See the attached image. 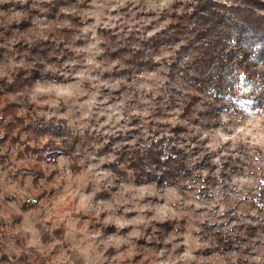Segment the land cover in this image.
I'll return each instance as SVG.
<instances>
[{
    "label": "rangeland",
    "instance_id": "1",
    "mask_svg": "<svg viewBox=\"0 0 264 264\" xmlns=\"http://www.w3.org/2000/svg\"><path fill=\"white\" fill-rule=\"evenodd\" d=\"M50 1L0 0V17L14 19L30 6L37 10L27 38L47 37L53 22L56 28L69 25L59 12H77L87 21L77 42L68 45L72 54L55 67L46 66L61 80L35 81L5 99L21 103V115L64 126L78 140L69 154L54 141L49 152L54 172L49 179L46 171L37 183L25 174L27 162L15 159L17 145L0 147V264H264V216L250 204L264 175V152L255 154V147L264 149V112L241 115L237 123L222 107L217 127L194 112L196 123L189 128L198 138L187 132L167 134L187 150L191 161L210 155L209 166L199 168V176L189 181L138 185L109 167L116 147H143L145 124L163 117L177 120L176 109H164L170 93L181 101L189 79L180 71H174V79L167 75L182 40L159 45L151 52L152 68H132L128 81L114 74L116 62H110L105 46L126 39L136 44L162 34L174 2L195 0H66L54 19L47 15ZM148 52L143 49L144 58ZM190 52H181L178 65ZM25 62L14 39L0 37V76L10 79L14 66ZM156 95L157 106L152 100ZM197 107L202 110V100ZM4 123L0 129L14 127L8 117ZM226 141H231L230 148H225ZM238 141L244 147L235 153ZM104 146L110 150L99 154ZM232 162L242 172L232 170ZM248 166L256 175L246 171ZM42 191L38 207L26 209ZM166 221L168 230L158 225ZM218 231L233 239L224 253L215 248L213 233Z\"/></svg>",
    "mask_w": 264,
    "mask_h": 264
},
{
    "label": "trees",
    "instance_id": "2",
    "mask_svg": "<svg viewBox=\"0 0 264 264\" xmlns=\"http://www.w3.org/2000/svg\"><path fill=\"white\" fill-rule=\"evenodd\" d=\"M64 2L66 0H51L47 3V15L54 19L55 14L60 11L59 5L65 4ZM180 5L182 7L178 9ZM1 6L2 9L8 7L5 4ZM173 7L162 34L136 40V44L126 39L124 42L118 40L105 46L110 62H116L114 74L124 76V80L128 81L132 68H152L151 52L159 45L182 40L174 52L175 57L169 63L167 75L174 79V71L184 72L188 75L189 88L182 94L179 102L170 93L167 101L170 105L164 109L166 112L176 109L177 120L163 117L162 120L152 121V125L145 124L143 147L123 145L113 149L114 158L109 164L111 170L123 179H132L138 185H177L181 180L189 181L198 177L199 168L209 166V153L191 161L187 150L167 136L187 132L196 138L197 134L189 128L196 123L195 116L192 117L194 112L207 117L212 127L218 126L217 115L222 107L232 112L237 123L240 122L241 115L264 112V3L260 0H195L186 3L175 1ZM25 10L24 15L14 19L0 17L1 39L13 38L17 53L26 61L14 66L9 73L10 79L6 75L0 76V127L5 124L7 117L14 121V127L6 124L4 129H0V147L17 145L15 159L27 162L25 174L32 176V180L37 183L45 177L46 171L50 172L49 179L54 172L51 164L55 161L49 153L54 147V141L59 140L63 152L69 154L78 138L64 126L51 123L46 125L41 120L34 122L29 114L21 115V103L11 102L5 99V95L20 94L34 85L35 81L61 80L58 73L53 74L52 69L48 70L46 66L55 67L72 54L68 45L77 42L75 37L87 21L77 12H59L58 17L66 18L69 25L56 28L52 20L54 24H51L47 37L27 38L25 34L32 24L31 16L37 10L31 6ZM114 38V35H110L111 40ZM144 48L149 51L145 58ZM189 49L191 52L187 60L178 65L181 52ZM152 100L157 106L160 97L156 95ZM201 100L204 109L198 111L197 103ZM167 116L171 117L165 114ZM26 118L29 120L26 121ZM224 144L225 148H230L231 141ZM21 146L23 149H20ZM234 147V152L237 153L242 151L244 145L238 141ZM255 148L256 155L264 152V149ZM108 150L109 147L104 146L98 152L103 154ZM246 152L248 151H245V155L249 158ZM229 154L231 155V151ZM2 157L0 154V161H3ZM72 165V169L76 171L78 163L73 161ZM212 165L216 166L215 163ZM230 166L232 170L242 172V168L235 163L232 162ZM248 167L246 171L251 176L256 175L257 171ZM261 178L256 186V196L250 204L264 216V175ZM42 193L43 191L36 193V199L25 208H37ZM19 219V216L14 217V221ZM158 225L167 230L171 228L167 221ZM259 226L262 227L261 223ZM250 228L252 230L254 226L251 225ZM213 236L215 248L220 253L231 249L233 239L220 231L214 232Z\"/></svg>",
    "mask_w": 264,
    "mask_h": 264
},
{
    "label": "snow or ice",
    "instance_id": "3",
    "mask_svg": "<svg viewBox=\"0 0 264 264\" xmlns=\"http://www.w3.org/2000/svg\"><path fill=\"white\" fill-rule=\"evenodd\" d=\"M249 103H251L252 101H248Z\"/></svg>",
    "mask_w": 264,
    "mask_h": 264
}]
</instances>
